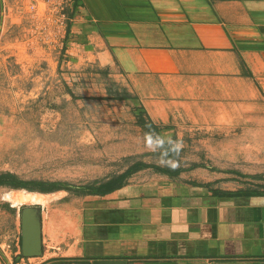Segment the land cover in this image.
Masks as SVG:
<instances>
[{"label":"crops","instance_id":"0c3cea01","mask_svg":"<svg viewBox=\"0 0 264 264\" xmlns=\"http://www.w3.org/2000/svg\"><path fill=\"white\" fill-rule=\"evenodd\" d=\"M73 2L65 60L99 65L103 100L159 127L137 119L124 141L154 157L130 158L109 191L13 204L40 207L42 248L11 263L264 264V0Z\"/></svg>","mask_w":264,"mask_h":264},{"label":"rangeland","instance_id":"374dc122","mask_svg":"<svg viewBox=\"0 0 264 264\" xmlns=\"http://www.w3.org/2000/svg\"><path fill=\"white\" fill-rule=\"evenodd\" d=\"M73 1L0 0V177L89 192L138 157L124 141L139 125L135 105L103 100L111 92L99 65L65 60ZM67 81L81 99L68 94ZM140 143L138 158H153ZM32 192L0 185V264H16L9 257L20 250L18 203L35 202L11 198Z\"/></svg>","mask_w":264,"mask_h":264},{"label":"water","instance_id":"95a60500","mask_svg":"<svg viewBox=\"0 0 264 264\" xmlns=\"http://www.w3.org/2000/svg\"><path fill=\"white\" fill-rule=\"evenodd\" d=\"M20 249L23 256H37L41 253V209L26 205L20 210ZM115 260H100L97 264H116Z\"/></svg>","mask_w":264,"mask_h":264},{"label":"trees","instance_id":"16d2710c","mask_svg":"<svg viewBox=\"0 0 264 264\" xmlns=\"http://www.w3.org/2000/svg\"><path fill=\"white\" fill-rule=\"evenodd\" d=\"M139 110H141V108H138ZM141 113H139V125L142 127V130L144 131V133L151 138H154L155 136L158 135V131H159V127L154 124L150 119H146L142 116H140ZM167 147V144L165 145ZM168 148V147H167ZM0 185H6L9 186L11 188H24L28 191H40V192H47V191H53L55 189H65V190H70L71 188L63 183H58V184H43L42 183H29L25 180L22 179H18L15 176L12 175H7V178H2L0 177ZM116 187V185L113 182H109L107 183V185L102 186L103 187V192L109 191L110 188ZM26 205H23V207H25ZM18 257H22L21 252L19 253ZM18 260L15 259L14 262H17Z\"/></svg>","mask_w":264,"mask_h":264},{"label":"bare ground","instance_id":"6f19581e","mask_svg":"<svg viewBox=\"0 0 264 264\" xmlns=\"http://www.w3.org/2000/svg\"><path fill=\"white\" fill-rule=\"evenodd\" d=\"M11 198V196H9ZM44 197V195H40L38 193H28V195L26 196H20L16 195V197L14 196V198H11V200H16V201H26V202H32V201H38L41 200ZM48 200V199H47ZM43 201V199H42Z\"/></svg>","mask_w":264,"mask_h":264}]
</instances>
